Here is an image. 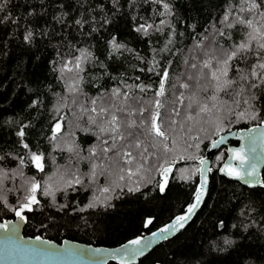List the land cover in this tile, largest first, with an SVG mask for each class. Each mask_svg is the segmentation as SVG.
Listing matches in <instances>:
<instances>
[{"label": "trees", "instance_id": "16d2710c", "mask_svg": "<svg viewBox=\"0 0 264 264\" xmlns=\"http://www.w3.org/2000/svg\"><path fill=\"white\" fill-rule=\"evenodd\" d=\"M262 12L264 0H0V220L33 183L25 236L116 246L184 213L212 141L264 122V49H239V21ZM225 156L189 225L137 264H264V187L219 175Z\"/></svg>", "mask_w": 264, "mask_h": 264}, {"label": "water", "instance_id": "95a60500", "mask_svg": "<svg viewBox=\"0 0 264 264\" xmlns=\"http://www.w3.org/2000/svg\"><path fill=\"white\" fill-rule=\"evenodd\" d=\"M164 73H167V71ZM165 80L163 74L161 78L163 90ZM159 94L161 95V85ZM251 138L255 139L252 140ZM215 141H220V143L213 147V142ZM232 142H236V144ZM221 148H224L226 156L217 168L219 175L237 181L248 188L264 187L263 122L250 128L226 132L217 136L212 141L205 155L198 160V191H201L203 185L201 202L194 210L190 219L184 222L183 227L177 226L171 228L168 233H161L160 231L169 225H173L176 217L187 215V210L180 215H176L165 225L150 233L116 246H103L71 239H62L60 242H57L42 236H25L23 228L26 219L24 217L21 220L16 215L13 219L0 220V225L8 226L7 228H0V264H108L109 262L116 264H137L140 259L149 254L157 245L176 236L193 220L203 205L209 190L210 175L214 170L211 166V159ZM240 150H243L244 163L233 157V152ZM201 160L204 161V164L200 163ZM166 167H170L171 171L169 173H172L175 164ZM226 167L239 171L242 178H236L227 174L224 171ZM201 170L203 177L201 176ZM195 202L196 195L189 206ZM136 239L141 240L140 245H133L131 243V241ZM141 249L142 251H140ZM133 250H136V254L134 255L132 254Z\"/></svg>", "mask_w": 264, "mask_h": 264}, {"label": "snow or ice", "instance_id": "6c2138e0", "mask_svg": "<svg viewBox=\"0 0 264 264\" xmlns=\"http://www.w3.org/2000/svg\"><path fill=\"white\" fill-rule=\"evenodd\" d=\"M164 7H165L166 10L168 9V5H166V4H165ZM257 7H259V5H256L255 3L252 4V8H257ZM252 8H249L248 11H251ZM260 18H261V21H264V12L260 13ZM225 19H227V15L225 16ZM239 23L245 25L248 29H250V31L247 34L248 35V43H241L239 45V49H241V50L250 49V42L251 41H257L258 42V47L261 48V49H264V23H260V21L254 22L252 19H249L247 21L242 19V20L239 21ZM145 31H146V29H145ZM235 54H236L235 52L231 53L230 56H229V59L234 57ZM224 63L226 65L227 61H225ZM78 66H79V63L77 64V67ZM257 66L260 69L264 70V63H260ZM205 67H210V64L206 63ZM226 74H227V71H226V68H224L221 71V75H226ZM253 75H257V74L254 72ZM164 78L165 79L167 78V73H164ZM212 78L215 79V80H219V77L217 76V74L215 72L212 73ZM184 87H187V85H184ZM141 90H143V86H141ZM162 92H163V84H161V94H162ZM156 106H157V108L160 107L158 101H157ZM93 110H95V109H93ZM201 111H207L206 106L201 108ZM241 115H244V114L241 113ZM158 116H159V113L157 112L156 115L153 116V118H152L153 131H154L156 136L163 137L164 139H167V137L165 136V133L160 130V126L156 124V120H157ZM189 119H191V117H189ZM109 123L113 126V128H112L113 131H118V128L116 127V125H117V117L115 115L112 116L111 121H109ZM59 127H60V125L57 124L56 125V129L58 130ZM101 131H104V129L102 128ZM20 135H23V133H20ZM251 139L254 140L255 138H251ZM218 143H220V141L213 142V147H215ZM25 147H27V145H25ZM165 151H169V149L166 146H165ZM242 152H243V150L234 151L233 152V157L236 158V159H239L241 161V163H244V157L242 155ZM126 156L131 157V153L130 152L126 153ZM31 159L36 163L37 167H40L41 170H42V164L40 163V161L42 160V157H40L38 155H33L31 157ZM21 163H23V161H21ZM127 163L131 164L132 160L128 159ZM165 163H167V162H165ZM200 163L204 164V161L201 160ZM141 168H142V165L137 168L136 172H131V170H129V174L130 175H136V174L139 173ZM170 171H171L170 167H162L160 169L161 176H163L165 178L164 181L159 185L160 190L162 192L164 191V189H165V187L167 185V179L166 178H167V176H168ZM224 171L227 174L232 175V176H234L236 178H242L240 172L237 171L236 169H231V168H227L226 167L224 169ZM201 176L203 177L202 170H201ZM120 179H123V176H121ZM76 182L79 183L78 180ZM204 183H206V181H204ZM38 188H39L38 184L33 183L31 185V187H30V193L31 194L26 197V202L24 204L20 205V209L16 211V215L18 217H20L21 220L24 219V216L22 215V212L24 210L32 211V205L39 203V201L36 199V196H35V193H36ZM133 190H136V189L129 188V191H133ZM104 191L107 192L108 189L105 188ZM45 194H47V192ZM202 195H203V185L201 187V191H198L196 193V202L188 207L187 215H182V216L176 217L174 224L173 225H169L168 227H165V228L161 229L160 230L161 233H168L171 228H174V227H177V226L183 227L184 226V222H186L188 219H190V217L193 214L194 210L200 204ZM148 223L150 224L151 220H149ZM7 227H8L7 225H0V228H7ZM131 243L133 245H140L141 244V240L136 239V240L131 241ZM140 251H142V249ZM132 254L133 255L136 254V250H133Z\"/></svg>", "mask_w": 264, "mask_h": 264}, {"label": "rangeland", "instance_id": "374dc122", "mask_svg": "<svg viewBox=\"0 0 264 264\" xmlns=\"http://www.w3.org/2000/svg\"><path fill=\"white\" fill-rule=\"evenodd\" d=\"M40 163H41V161H40ZM34 164L36 165V163L34 162ZM37 166V165H36Z\"/></svg>", "mask_w": 264, "mask_h": 264}, {"label": "flooded vegetation", "instance_id": "af4514ba", "mask_svg": "<svg viewBox=\"0 0 264 264\" xmlns=\"http://www.w3.org/2000/svg\"><path fill=\"white\" fill-rule=\"evenodd\" d=\"M234 144H236V142Z\"/></svg>", "mask_w": 264, "mask_h": 264}]
</instances>
